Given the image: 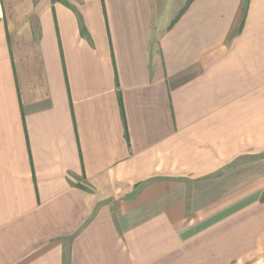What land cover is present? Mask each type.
Masks as SVG:
<instances>
[{
    "label": "crops",
    "instance_id": "0c3cea01",
    "mask_svg": "<svg viewBox=\"0 0 264 264\" xmlns=\"http://www.w3.org/2000/svg\"><path fill=\"white\" fill-rule=\"evenodd\" d=\"M0 264H264V0H0Z\"/></svg>",
    "mask_w": 264,
    "mask_h": 264
},
{
    "label": "trees",
    "instance_id": "16d2710c",
    "mask_svg": "<svg viewBox=\"0 0 264 264\" xmlns=\"http://www.w3.org/2000/svg\"><path fill=\"white\" fill-rule=\"evenodd\" d=\"M189 3H190V2H189ZM189 3H188V5H189ZM188 5L186 6V8L188 7ZM186 8L182 11V13L186 10ZM182 13H181V14H182ZM181 14H180V15H181Z\"/></svg>",
    "mask_w": 264,
    "mask_h": 264
}]
</instances>
